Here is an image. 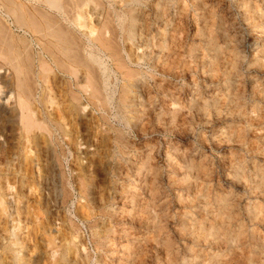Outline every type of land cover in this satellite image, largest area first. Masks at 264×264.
I'll list each match as a JSON object with an SVG mask.
<instances>
[{"label": "rangeland", "instance_id": "obj_1", "mask_svg": "<svg viewBox=\"0 0 264 264\" xmlns=\"http://www.w3.org/2000/svg\"><path fill=\"white\" fill-rule=\"evenodd\" d=\"M11 1L15 8L22 5L24 10L28 8L35 13L33 7H43L46 12L57 14L55 9L50 10L42 3L43 0ZM206 1L207 7L213 0ZM216 1L218 3V0L212 2V9L216 7L219 18L222 16L226 26L230 27L228 34L222 33L225 36L218 37L219 50L213 51L205 46L204 38L199 35L201 30L205 31L202 15L197 17V21L188 20L187 46L195 47L193 53L197 54L200 62H208L217 54L220 61L224 62L229 56L226 62L230 60L236 64L233 68L227 65L229 61L223 65L213 78L216 85L210 84V76L204 78L202 71H198L200 92L194 94L197 87L191 84L190 95H194V101H197L202 93L207 101L216 97L220 103L223 97L235 98L238 95L244 107L234 114L233 111L227 114L225 111L230 110H224L211 116L190 117L187 103L179 112L181 114L173 120L167 116V124H163L152 119L147 108L150 96L147 97L146 93L142 107H139L138 100L134 103L139 108L130 114L129 123L117 113L114 101L105 104L101 110L90 105L86 140L91 147L86 163L76 158L79 154L74 141L79 127L75 118L68 117L69 136L57 134L55 137L58 145H55L57 156L53 160L57 162L56 186L60 194L55 198L50 191V180L46 182L47 188L50 186L48 195L40 191V185L44 184L36 172L30 170L28 160L25 167L29 175L16 174L13 178L18 181L17 188L25 193L17 203L16 216L23 226L18 232L27 242L28 264H264V68L257 62L264 55V15L257 22L261 27L255 30L249 21L246 22L245 9L240 7L239 1L219 0V4ZM97 2L87 0L84 7L88 12L87 18L94 20L92 23L101 18V5ZM251 3L259 5L258 8L251 5L252 10L259 9L257 16L261 12L264 14V0H252ZM4 4L13 5L0 0V41L3 43L8 38L13 47L10 49L1 42L0 45L7 53L21 56L24 60L33 54V64L37 69L36 52L39 47L33 31L28 29L33 25L18 28L12 13L5 11ZM64 5L67 7L66 3ZM145 9L141 11L142 17L149 16L147 10L150 8ZM214 28L220 32L221 26ZM208 67L207 64L206 69ZM221 78L230 80L228 88L224 87ZM56 79L49 81L53 88L59 89L57 96H60H56L59 108L53 105L51 110L55 117L70 106L69 96L61 91L62 79ZM114 82L109 85L110 92ZM32 85L35 88L33 82ZM38 92L40 88L37 95ZM173 94L185 105L190 97L184 91ZM61 147L64 153L60 151ZM167 154L174 157L172 161L168 160ZM27 156L33 154L27 153ZM40 159L44 164L43 157ZM43 172L41 169V174ZM32 182L37 184V188L29 191ZM82 183L85 188L81 195L77 187ZM132 193L134 202H130ZM53 204L55 206L51 207ZM219 204L227 207H218ZM150 209L159 212L156 213L160 215L158 220L155 211L151 213ZM89 210L92 218L86 217ZM0 217L1 234L6 228L11 230L12 222L7 214L0 213ZM151 218L155 220L151 221ZM159 225L162 227L158 228ZM95 227L100 234L91 237ZM28 232L32 233L31 237L25 236ZM51 238H56V245ZM71 238L75 242L84 240L85 250L78 252L72 247ZM55 246L57 251L53 249ZM53 250L56 252L52 256Z\"/></svg>", "mask_w": 264, "mask_h": 264}, {"label": "bare ground", "instance_id": "obj_2", "mask_svg": "<svg viewBox=\"0 0 264 264\" xmlns=\"http://www.w3.org/2000/svg\"><path fill=\"white\" fill-rule=\"evenodd\" d=\"M5 1L13 4L11 6L4 4V8H6L5 11L8 14L12 13L18 28H23L26 24L33 25L32 29L30 27L28 29L33 31L35 42L39 47L38 52H36L37 69H35L33 54H29L24 60L21 56L11 55V52L7 53L0 45V211H2L0 213L10 216L12 222L11 230L6 228L0 234V264H28L27 261L29 260L26 257L27 242L24 240L25 237L22 236L21 238L18 232L23 226L20 225V220L16 216L18 215L17 203L25 193L21 188H17L16 183L18 181L16 182L13 178L16 177V174L27 173L29 175L28 169L25 167L27 165L25 162L28 160L30 170H34L44 184L40 185L38 183V187L39 185L41 187L40 191H43L44 195H48L50 186L47 188L46 182L50 180V191L53 192L55 198L60 194L56 186L58 182L57 162L53 160L57 154L55 145H58L55 137L57 134L64 137L69 136L68 117L69 119L70 116L73 119L75 118L76 121H74L79 127L78 135L74 141V147L79 154L76 158L81 160L82 163L83 161L86 163L89 158L87 157L88 149L91 147L86 140L88 135H86L87 124L89 123L87 117L91 111L90 105H93L97 110H101L104 109L105 104L114 101L117 113L122 116L126 123H129L130 114L143 106L141 102L146 100V98L144 99V93H146L147 97L150 96V103L147 108L152 119L163 124H167V116L170 120H173L181 114L179 112L182 107L188 105L187 103H189L187 110L190 108V117L196 115L211 116L213 113L215 115V113L218 114L224 110H230V112L225 111L227 114L232 111L234 114L236 111L241 110L244 105L242 98L238 95L235 98L223 97L222 100H224H220L221 103L216 97H212L210 102L207 101L202 93L197 101H194V95H190L191 84H194L197 88L199 87L197 83L198 71H202L201 76H204V78L210 76L208 81L211 85H216L213 78L219 74L218 71L222 69L223 65L229 61L227 65L230 64L229 67L233 68L236 64L235 62L230 63V60L226 62L229 56H226L224 62L220 61V55L217 54L218 57L215 54L209 56L208 62H200V59H197V54L193 53L195 47L193 48L192 45L187 46L188 20L197 21V17L202 15V20L205 21V31L200 29L201 32L198 34L201 38H204L205 46H209L213 51L219 50L218 37L225 36L222 33L228 34L230 27L226 26L222 16L219 18L216 7L212 9V2H215V0L211 1L207 7L206 0H97V3L101 5V18L99 17L96 23H92L94 20L87 18L88 12L84 8L87 0H43L42 3L50 10H56V15H54L55 13L46 12L43 7H33L36 11L34 13L28 8L24 10L22 5L15 8V3L11 0ZM238 1L240 7L245 9L243 15L246 22L249 21V24L256 30L260 26V23L257 22L264 19L262 18L263 12L257 16L259 9L252 10L251 5H255L251 3L252 0H236V2ZM64 3L67 4V7ZM217 4H219V0ZM146 7L150 8V10H147L149 16L142 17L141 11ZM218 21L219 23H217ZM215 26H221L220 32L217 28H214ZM234 28L236 27L234 26ZM0 42L6 47L9 46L10 49L13 47L12 41H9L8 38L5 42ZM139 42L141 46L138 44ZM259 59L257 61L258 65L264 68V55ZM207 64L209 67L206 69ZM59 77L63 81L61 91L69 96L70 106L67 107L66 111L61 110L58 116L55 117L52 115L51 110H53V105L59 108V100L56 99L59 89L53 88L49 81H51L50 79L57 80L56 78ZM221 80L225 83V85L223 84L224 87L228 88L230 86L229 79L221 78ZM32 82L35 88L32 87ZM113 82L115 84L112 92H110L109 85ZM179 82H182L181 86L176 88ZM38 88H40V92L37 95ZM197 88L194 94L200 92V87L198 90ZM183 91L190 96L188 101L187 98L185 99L186 105L178 99L179 97H174L173 94L175 92L180 94ZM256 99L262 101L260 97H256ZM136 100L140 102L139 107L134 104ZM167 100L169 103H167ZM185 100L183 101L185 102ZM39 106H42L44 112ZM255 110L253 109L252 112H255ZM60 151L64 153V148ZM27 153L33 154V156H27ZM42 153L44 154L42 155ZM166 156L171 161L174 158H170L169 154ZM42 157L44 164L40 159ZM41 169L44 171L42 174ZM72 170L76 171V168ZM35 184L34 182L31 183L29 191L37 188V184ZM77 188L81 195L84 194L85 187L83 183ZM132 194L130 195V202L135 201V195ZM6 196L10 198L8 199ZM147 202L149 203V201ZM13 204H16V206ZM223 205L219 204L218 207H227ZM150 210L148 211L150 212ZM153 210H151V213L155 211ZM156 213L155 211V215ZM158 216L160 215H156V220L159 219ZM86 217H93L90 210L87 211ZM151 219V221L155 220V218ZM157 222L159 224L160 221ZM158 224L156 223V225ZM158 228L155 227L154 229L159 230ZM26 230H28V227ZM160 230L159 232H161ZM31 234L28 232V235L25 236L30 235L31 237ZM99 234L96 227L92 229L91 237H97ZM32 238L34 239L33 235ZM71 242L72 247H75L78 252L85 250L84 240L79 239L77 242L72 240ZM54 244L56 245L55 241ZM69 244L71 246V243ZM53 249L56 250V246ZM55 250L50 255L53 256L57 251ZM62 257L65 260L67 259L64 254ZM28 258L30 259V257Z\"/></svg>", "mask_w": 264, "mask_h": 264}]
</instances>
